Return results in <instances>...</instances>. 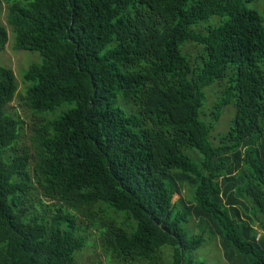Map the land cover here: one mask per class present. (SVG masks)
<instances>
[{
    "label": "trees",
    "instance_id": "1",
    "mask_svg": "<svg viewBox=\"0 0 264 264\" xmlns=\"http://www.w3.org/2000/svg\"><path fill=\"white\" fill-rule=\"evenodd\" d=\"M254 1L0 0L13 49L40 56L21 76L25 139L4 111L16 85L0 66V264H73L87 229L104 257L93 264H204L191 256L202 237L182 228L190 217L212 224L228 264H264ZM6 41L0 23V50ZM186 44L199 49L192 61ZM226 106L232 119L213 146ZM174 174L191 182L188 205L171 202Z\"/></svg>",
    "mask_w": 264,
    "mask_h": 264
},
{
    "label": "rangeland",
    "instance_id": "2",
    "mask_svg": "<svg viewBox=\"0 0 264 264\" xmlns=\"http://www.w3.org/2000/svg\"><path fill=\"white\" fill-rule=\"evenodd\" d=\"M252 7L259 13L260 16L264 15V2L263 0H255ZM0 23L4 26L7 33V41L2 50H0V66L10 68L16 85V92L13 99L8 105L5 106L4 111L9 115L16 114L18 120L21 122L22 128L20 129L21 136L25 139L27 136V123L30 112L24 106V93L26 83L22 81V74L30 65H38L40 56L36 52H29L25 50H14L12 47L13 35L10 27L6 24L4 19V6H1ZM264 26V21H263ZM199 51L198 48L191 44H186L182 48V52L188 55L189 60L194 59V55ZM220 87L212 85L204 90L205 104L200 112V119L203 122L209 121V111L212 103L218 97ZM123 101H119V104ZM129 111L133 112L134 109L127 105ZM233 109L231 106H226L222 110L219 119L213 124V128L209 133L208 140L211 145L215 146L218 143V136L226 132L232 119ZM21 143V142H19ZM181 153L189 160L195 163H200L199 155L188 147H182ZM172 182L176 191L171 197V202H179L181 206L188 205L187 200L190 194L191 182L189 179L182 178L178 174L171 176ZM253 228L255 227L252 224ZM188 237L200 235L202 237L201 245L191 253V256L196 260L204 262V264H228L222 257V253L218 245V235L215 232L212 224L206 220H197L190 217L189 220L182 225ZM259 231L257 230V233ZM260 233V232H259ZM85 247L75 254L73 264H93L96 261L103 262L104 257L101 255L98 248L96 236L94 232L85 230Z\"/></svg>",
    "mask_w": 264,
    "mask_h": 264
}]
</instances>
